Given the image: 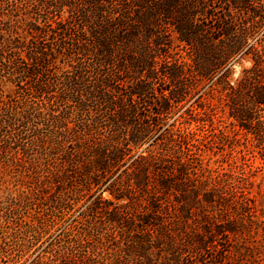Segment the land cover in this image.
<instances>
[{
    "label": "trees",
    "instance_id": "16d2710c",
    "mask_svg": "<svg viewBox=\"0 0 264 264\" xmlns=\"http://www.w3.org/2000/svg\"><path fill=\"white\" fill-rule=\"evenodd\" d=\"M254 1L69 0L68 19L56 22L76 56L65 81L85 114L83 135H69L61 150L66 169L93 190L92 208L127 232L116 264H230L233 239L252 222L248 199L196 172L193 141L206 137L180 126L203 129L213 115L206 101L216 97L241 130L264 138V49L253 43L264 6ZM173 42L188 61L168 57ZM245 59L252 65L231 81ZM194 98L202 112L190 105L187 118L173 119ZM68 251L52 263L73 264Z\"/></svg>",
    "mask_w": 264,
    "mask_h": 264
},
{
    "label": "rangeland",
    "instance_id": "374dc122",
    "mask_svg": "<svg viewBox=\"0 0 264 264\" xmlns=\"http://www.w3.org/2000/svg\"><path fill=\"white\" fill-rule=\"evenodd\" d=\"M259 3L264 6V0L254 6ZM69 8V0H0V264H53L68 249L73 264H116L126 257L125 228L111 227L107 215L92 208L93 190L66 169L61 150L69 135H83L79 118L85 117H78L65 81L76 56L68 55L70 46L56 25L66 22ZM253 38L264 49L258 44L264 40V22ZM167 55L188 61L186 50L174 42ZM251 65L247 59L235 63L230 80ZM194 101L172 112L173 119L187 118L184 110L190 105L201 113ZM206 102L213 115L203 129L194 122L180 126L197 139L206 137L193 141L201 161L196 172L209 177V185L222 179L251 208L252 222L233 239L228 262L264 264V138L241 130L216 97ZM260 115L264 121V110ZM101 198L116 202L108 192Z\"/></svg>",
    "mask_w": 264,
    "mask_h": 264
}]
</instances>
